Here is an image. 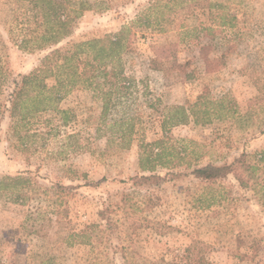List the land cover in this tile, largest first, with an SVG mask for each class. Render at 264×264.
Masks as SVG:
<instances>
[{
  "label": "rangeland",
  "instance_id": "374dc122",
  "mask_svg": "<svg viewBox=\"0 0 264 264\" xmlns=\"http://www.w3.org/2000/svg\"><path fill=\"white\" fill-rule=\"evenodd\" d=\"M92 1L95 7L73 20L69 36L39 47L41 28L27 0H0L1 110L16 82L39 68L53 48L124 27L127 47L116 64L132 82L127 93L116 91L106 118L93 89L69 87L58 102L70 110L69 121L52 110L41 113L27 147L12 133L8 114L0 116V262L186 264V248L197 241L207 264H264V0H218L236 15L237 25L214 40L201 29L210 15L197 7L185 15L180 4L169 11L171 0ZM23 39L28 41L20 46ZM170 42L177 44L176 63L190 62L191 79L173 58L163 70L151 67L154 47ZM206 43L215 46L212 58L228 44L236 46L225 64L211 68L199 58ZM46 82L51 87L56 79ZM178 106L187 113L207 108L210 120L197 124L191 117L173 125ZM116 120H124L125 128L133 124L127 148L115 138ZM155 141L160 145L153 149L166 151L167 165L158 166V180L141 181L149 173L140 168V154ZM242 154L258 166L245 173L246 186L232 174L203 182L190 173ZM18 175L29 182L5 179ZM21 190L24 197L15 201ZM91 224L98 227L90 243L73 238Z\"/></svg>",
  "mask_w": 264,
  "mask_h": 264
},
{
  "label": "trees",
  "instance_id": "16d2710c",
  "mask_svg": "<svg viewBox=\"0 0 264 264\" xmlns=\"http://www.w3.org/2000/svg\"><path fill=\"white\" fill-rule=\"evenodd\" d=\"M174 4H167L169 11H172L180 4L181 10L185 11V15L194 13L195 7L203 11V14L210 15L211 22L209 25L202 24L205 36L215 39L218 33H222L224 28H232L237 25V17L232 14L230 9L226 10V4L218 0H171ZM30 7L35 10V19L38 23L40 34L36 36L39 41V47L48 45H57L65 37L72 32V22L86 10H92L95 7V2L92 0H27ZM170 3V1H168ZM177 2V3H175ZM148 23L147 19L143 20ZM149 25V24H148ZM128 27L116 33H108L104 37L95 38L92 40L74 43L71 48L62 50L61 48H53L42 61V65L34 71L22 76L19 82H16L8 104L1 110L0 116L8 114L12 121L10 129L16 136L22 147H27L31 139L37 136L36 131H31L35 119L41 113L52 110L57 114H61L64 123L70 119V110L59 108L60 102L65 94L69 91V87L77 84L84 88L93 89L95 96L102 100L101 118H106L111 107L114 94L117 92L127 93L132 86L130 78L124 73V69L120 64L121 51L127 47L126 32ZM26 39L21 40L22 46ZM236 44H228L221 54L216 57H211V53L215 49L212 43L200 45V57L206 67L216 68L219 65L226 63V58L235 50ZM155 57L150 59V65L153 69L163 70L166 61L174 58L177 54V44L168 43L162 46H155ZM190 62L185 64L176 63L177 68L185 72V77L191 79L194 72H187V67ZM55 77L56 84L48 86L46 78ZM110 84V88H103V85ZM31 92H35L31 95ZM204 95L199 96V101ZM176 113L171 115L170 120L173 125L186 124L190 118H194L195 123H204L209 121L208 109L204 108L200 112L191 108L187 113L184 106H178ZM125 121H115L119 126L115 133V138L120 139L121 147L127 148L130 145V137L133 132V124L130 127H124ZM114 136H109L110 142ZM32 143V142H31ZM160 145L159 141L149 144L151 149L144 150L140 154L139 164L143 172L139 176L141 181H147L152 178L158 180L161 176L157 175L159 165L166 166L165 160L166 151L155 152L153 146ZM259 161H264V150L260 153ZM258 166H253L246 157L242 154L241 157L235 158L231 163L217 164L207 162L203 165L195 166L191 170V174L203 182H215L223 178H227L230 174L234 175L240 185L246 186L245 173L249 170H257ZM13 185H20L29 182L25 176H6ZM4 179V180H5ZM3 181L4 182H6ZM61 187V186H58ZM264 189V185H261ZM21 190L15 198V201H20L24 197V192ZM101 217H106L105 212H100ZM164 226V225H163ZM98 225L91 224L85 229L74 232L72 234L80 243H90L93 235L96 233ZM172 229V226H166ZM187 255L190 257L186 264H207V258L204 254L202 246L199 242L194 241L186 248ZM2 264V262H0Z\"/></svg>",
  "mask_w": 264,
  "mask_h": 264
}]
</instances>
